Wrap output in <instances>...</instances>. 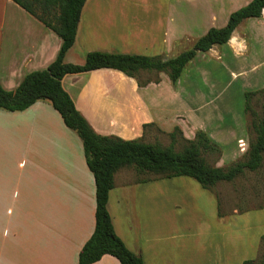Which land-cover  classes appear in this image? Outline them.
<instances>
[{"label":"crops","instance_id":"obj_1","mask_svg":"<svg viewBox=\"0 0 264 264\" xmlns=\"http://www.w3.org/2000/svg\"><path fill=\"white\" fill-rule=\"evenodd\" d=\"M250 1L207 0L187 14L192 0H86L64 61L82 64L91 51L168 58L186 27L223 26ZM245 22L261 26L253 39L264 40L263 9L261 17L242 21L227 43ZM60 44L35 16L13 0H0L3 88L13 90L26 74L46 68ZM158 75L139 85L119 70L100 68L66 74L61 83L99 134L145 141L179 126L187 138L201 129L221 147L222 119L210 128L190 119L189 96L181 89L187 74L174 85L166 73ZM221 183L208 190L188 176L143 179L122 168L106 203L114 232L143 264H242L259 257L264 220L253 207H238V196H221L215 189ZM188 201L196 212L182 221ZM94 226L95 182L78 134L47 100L19 111L0 108V264H77ZM91 264L120 262L104 254Z\"/></svg>","mask_w":264,"mask_h":264},{"label":"trees","instance_id":"obj_2","mask_svg":"<svg viewBox=\"0 0 264 264\" xmlns=\"http://www.w3.org/2000/svg\"><path fill=\"white\" fill-rule=\"evenodd\" d=\"M13 1L53 30L61 38V44L56 58L46 68L26 74L15 89L6 90L0 84V108L19 111L38 100H47L59 112L64 124L74 130L82 141L86 164L95 182V226L78 253L77 264H91L104 254L114 256L120 264H143L141 256L130 251L114 232L106 207L109 190L114 186V174L118 170L131 167L143 179L146 174L154 177L188 176L203 188L213 190L217 183L230 182L245 170L255 171L261 166L264 157V114L252 121L255 137L249 143L246 158L225 167L215 166L205 160L203 152H219L220 146L201 129L188 139L183 136L180 127L175 126L168 133L170 144L167 146L158 141L148 143L141 139L97 133L76 108L61 80L66 74L110 68L135 78L139 85L149 81L138 80L141 71L164 72L174 85L199 52L226 44L242 21L261 17L264 0H251L232 11L225 25L208 28L190 48L173 57L91 51L82 64L67 63L64 56L74 43L86 0ZM248 101L246 94L245 110L249 108ZM147 126L149 124H145L144 128ZM179 140L184 144L176 150ZM242 264H264V258L245 260Z\"/></svg>","mask_w":264,"mask_h":264},{"label":"rangeland","instance_id":"obj_3","mask_svg":"<svg viewBox=\"0 0 264 264\" xmlns=\"http://www.w3.org/2000/svg\"><path fill=\"white\" fill-rule=\"evenodd\" d=\"M207 4V0H192L185 12L193 14L198 8L205 7ZM186 28L188 29L187 35L175 43L173 50L167 53L168 58L190 48L209 27L191 25ZM259 32L262 33L261 26L246 22L241 24L230 43L214 46L207 52H199L187 64L183 72L187 75L184 77L183 74L181 75L183 77L181 78L183 79L181 89L184 95L189 96L185 101L189 103L190 113H186L190 115L192 123L205 125L208 128L216 119L219 121L222 119L224 123V128H221L218 133V139L221 137L219 140L224 143L220 151L203 152V157L211 165L225 167L245 159L249 143L255 137L252 121L255 117L264 114V49L262 50L264 40L253 39V33ZM237 39L242 42V46H236ZM138 77V80L145 81L157 79L159 75L157 72L143 71ZM246 94L249 99L247 110H245ZM183 136L186 137L184 134ZM144 139L143 141L148 143L158 141L163 146L170 144L168 134L163 135L160 132H155L153 138L147 136ZM183 144V141L179 140L175 149L180 150ZM125 169L134 176H138L133 168ZM143 177L149 178L154 175L146 174ZM215 189L221 196L224 193L232 199L235 195L238 196V207L248 209L253 207L252 209L259 212L255 216L259 220H264V157L257 170H245L236 179L222 182ZM195 210L194 203L188 201L184 210L186 213L181 217L182 221L191 220L195 215ZM260 258H264V243L260 256L250 260Z\"/></svg>","mask_w":264,"mask_h":264}]
</instances>
